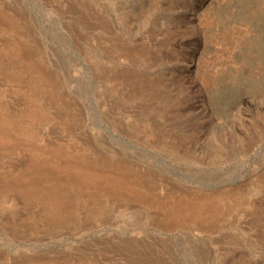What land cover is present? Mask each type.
<instances>
[{
    "label": "rangeland",
    "instance_id": "obj_1",
    "mask_svg": "<svg viewBox=\"0 0 264 264\" xmlns=\"http://www.w3.org/2000/svg\"><path fill=\"white\" fill-rule=\"evenodd\" d=\"M0 264H264V0H0Z\"/></svg>",
    "mask_w": 264,
    "mask_h": 264
},
{
    "label": "bare ground",
    "instance_id": "obj_2",
    "mask_svg": "<svg viewBox=\"0 0 264 264\" xmlns=\"http://www.w3.org/2000/svg\"><path fill=\"white\" fill-rule=\"evenodd\" d=\"M7 125H9V123H6ZM36 166V165H35ZM27 196L30 198V199H33V198H36V197H38L37 195H33V193L32 192H30V193H27Z\"/></svg>",
    "mask_w": 264,
    "mask_h": 264
}]
</instances>
